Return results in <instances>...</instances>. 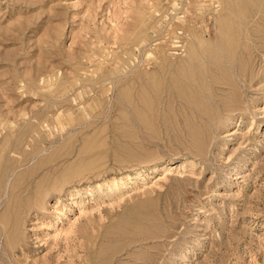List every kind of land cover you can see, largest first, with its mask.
Wrapping results in <instances>:
<instances>
[{"label": "rangeland", "instance_id": "374dc122", "mask_svg": "<svg viewBox=\"0 0 264 264\" xmlns=\"http://www.w3.org/2000/svg\"><path fill=\"white\" fill-rule=\"evenodd\" d=\"M263 56L264 0H0V264H264Z\"/></svg>", "mask_w": 264, "mask_h": 264}, {"label": "bare ground", "instance_id": "6f19581e", "mask_svg": "<svg viewBox=\"0 0 264 264\" xmlns=\"http://www.w3.org/2000/svg\"><path fill=\"white\" fill-rule=\"evenodd\" d=\"M257 13V12H256ZM253 15V14H252ZM254 19V18H253ZM264 57V56H263Z\"/></svg>", "mask_w": 264, "mask_h": 264}]
</instances>
